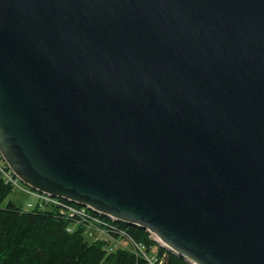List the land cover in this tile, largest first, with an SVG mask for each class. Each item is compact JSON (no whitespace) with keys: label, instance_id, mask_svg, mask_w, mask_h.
<instances>
[{"label":"water","instance_id":"obj_1","mask_svg":"<svg viewBox=\"0 0 264 264\" xmlns=\"http://www.w3.org/2000/svg\"><path fill=\"white\" fill-rule=\"evenodd\" d=\"M0 155L190 264H264V0H0Z\"/></svg>","mask_w":264,"mask_h":264},{"label":"trees","instance_id":"obj_2","mask_svg":"<svg viewBox=\"0 0 264 264\" xmlns=\"http://www.w3.org/2000/svg\"><path fill=\"white\" fill-rule=\"evenodd\" d=\"M1 159V156H0ZM14 191L0 176V264H148L125 251H111L104 242H89L81 229L70 232L72 221L57 208L25 211L5 200ZM149 251L157 245L145 230L120 223ZM164 264H190L158 247Z\"/></svg>","mask_w":264,"mask_h":264},{"label":"built area","instance_id":"obj_3","mask_svg":"<svg viewBox=\"0 0 264 264\" xmlns=\"http://www.w3.org/2000/svg\"><path fill=\"white\" fill-rule=\"evenodd\" d=\"M0 175L7 184L36 198L39 207L43 208L51 205L59 209L75 226L83 229L88 239L94 242L107 241L110 243L111 251L117 249L127 250L145 259L148 264H162L159 260L156 247L152 246L148 251L144 243L138 241L120 224L125 222L119 221L111 215H105V217L98 213L97 210L91 209L88 206L78 205L70 200L54 198L49 194L35 191L23 185L3 162H0ZM33 206V204H29V207ZM71 230L73 229H69V231Z\"/></svg>","mask_w":264,"mask_h":264},{"label":"rangeland","instance_id":"obj_4","mask_svg":"<svg viewBox=\"0 0 264 264\" xmlns=\"http://www.w3.org/2000/svg\"><path fill=\"white\" fill-rule=\"evenodd\" d=\"M11 201L21 206L25 211L31 210V208L28 207L29 203L35 204L37 202V200L33 196L25 194L19 190H14L5 200L4 205ZM163 264H164V260H163Z\"/></svg>","mask_w":264,"mask_h":264},{"label":"bare ground","instance_id":"obj_5","mask_svg":"<svg viewBox=\"0 0 264 264\" xmlns=\"http://www.w3.org/2000/svg\"><path fill=\"white\" fill-rule=\"evenodd\" d=\"M97 212L98 213H100V214H102V215H106L105 213H103V212H101V211H99V210H97ZM106 217V216H105ZM156 240H158L159 242H161V240L158 238V237H156ZM162 243V242H161ZM162 245H163V247H165L166 249H168V250H170L171 248L169 247V246H167V245H165V244H163L162 243Z\"/></svg>","mask_w":264,"mask_h":264}]
</instances>
